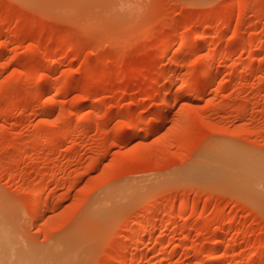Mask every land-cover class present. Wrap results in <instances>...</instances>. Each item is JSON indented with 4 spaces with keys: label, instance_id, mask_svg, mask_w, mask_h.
Masks as SVG:
<instances>
[{
    "label": "rangeland",
    "instance_id": "374dc122",
    "mask_svg": "<svg viewBox=\"0 0 264 264\" xmlns=\"http://www.w3.org/2000/svg\"><path fill=\"white\" fill-rule=\"evenodd\" d=\"M76 1L0 0V220L19 248L264 264V0Z\"/></svg>",
    "mask_w": 264,
    "mask_h": 264
},
{
    "label": "bare ground",
    "instance_id": "6f19581e",
    "mask_svg": "<svg viewBox=\"0 0 264 264\" xmlns=\"http://www.w3.org/2000/svg\"><path fill=\"white\" fill-rule=\"evenodd\" d=\"M97 1V0H96ZM105 1V0H104ZM103 1V2H104ZM115 1V0H114ZM118 0H116V2H117ZM126 1V4H128L127 3V1L128 0H124V2ZM76 2H78V0L76 1ZM81 2V1H80ZM79 2V3H80ZM99 2V1H98ZM106 2V1H105ZM115 2V3H116ZM123 1H119V3H120V5L118 6V4L116 3V5L118 6V8L119 9H121V7H126V4L124 3ZM102 3V2H101ZM108 4L109 3H111V6L113 7V8H115V9H117L116 7L117 6H113L112 4H114L115 5V3H112V2H107ZM104 4V3H103ZM124 4V5H123ZM105 5H107V4H105ZM110 5V4H109ZM109 5L108 6H104V7H106V9H109ZM103 6V5H102ZM112 7H110V8H112ZM127 7H128V5H127ZM117 11V10H116ZM119 11V10H118ZM116 13V12H115ZM114 13V14H115ZM107 14V13H106ZM113 14V15H114ZM112 15V16H113ZM109 16H111L110 14H109ZM108 15H107V17H109ZM110 18V17H109ZM202 36V35H201ZM200 35L198 36L199 37V40L201 39L200 37H201ZM196 40V39H195ZM197 41V40H196ZM168 48V47H167ZM166 48V49H167ZM168 51H169V49H168ZM168 52L166 51L165 52V54H167ZM208 69L209 68H211V66L209 67H207ZM210 70V69H209ZM205 71V70H204ZM207 72L208 73H206V75L204 76V78L206 79L205 81H207V83H213V81L215 80L214 79V77L211 75V73H212V71H208L207 70ZM210 72V73H209ZM176 84H177V80H176V82H175ZM175 83H174V85H175ZM179 83V82H178ZM205 83V82H204ZM207 83H206V85H207ZM180 84V83H179ZM183 85V84H182ZM179 86V85H178ZM177 93V92H176ZM176 93H172L171 95V100H175V99H177V98H179V96L176 94ZM169 101V100H168ZM87 122V124L86 125H88V121H86ZM90 122V124H91V121H89ZM134 131V130H133ZM133 131H131L130 132V135H131V133H133ZM240 162H242V161H240ZM244 162V161H243ZM246 162H248V161H246ZM247 165H250V164H247ZM263 176H264V173L262 174ZM254 186H257V184H255ZM253 186V187H254ZM250 189H248V186H245L244 187V190L245 191H249V193L250 192H252L253 194H254V191H253V189L251 188V187H249ZM255 188V187H254ZM258 189V188H257ZM259 191H257V190H255V191H257L259 194H261L263 197H264V189L262 188V189H258ZM38 193L39 191H34V194L35 193ZM248 193V194H249ZM39 194V193H38ZM38 194H35V196L36 197H38L37 195ZM253 194H252V197H253ZM261 196V197H262ZM40 201H41V199H39ZM38 200V201H39ZM42 202V201H41ZM41 202H39L38 203V205L40 204V205H42L41 204ZM36 203H37V200H36ZM181 203V202H180ZM184 203V202H183ZM181 204V211H179V212H182V210L184 209V211H185V204ZM1 204H2V202H1ZM35 205V204H34ZM39 205V206H40ZM184 205V206H183ZM2 206H3V204H2ZM37 206V205H36ZM38 206V207H39ZM5 207H6V205H5ZM38 207H36V209H35V211H38L39 210V208ZM110 207V205H107L106 203L104 204V203H99V204H97V205H95L94 207H92V209L90 210V213H88L87 215H86V217L87 216H89L90 218V220H88L87 222L86 221H83V222H81V225H80V227L77 225L78 223H76L75 224V226H73V230H75V228L78 226L79 228L77 229L78 231L76 232L77 234V236L79 237V239L80 240H78V241H81V242H83V237H84V239H85V241H86V238H88V235H87V231H89L88 229V226H90L91 227V230L92 231H90V234L92 233L93 235H91V236H93V237H98L101 233H102V231H103V229L105 228V223L107 222V219H109L111 216H112V211H111V209L109 208ZM1 208L3 209V207H0V211H1ZM38 208V209H37ZM6 210H7V208H6ZM3 211H5L4 209H3ZM2 211V212H3ZM169 211V210H168ZM5 213V212H4ZM9 213H12V212H9ZM168 213V212H167ZM0 215H2L1 213H0ZM15 216H16V214H14ZM13 215V216H14ZM3 216V215H2ZM1 216V217H2ZM12 215L10 216V217H13ZM14 216V217H15ZM6 217H8V215H6ZM3 218H4V216H3ZM9 218V217H8ZM17 218V217H16ZM15 218V219H16ZM19 218V217H18ZM88 218V217H87ZM86 218V219H87ZM5 220V219H4ZM12 220V219H11ZM10 220V221H11ZM7 221V220H6ZM15 221V220H14ZM18 221H20V219L19 220H17V222ZM82 221V220H81ZM15 223V222H14ZM19 224L21 223V222H18ZM18 223H15V225L16 224H18ZM141 225V224H140ZM75 227V228H74ZM72 228V227H71ZM152 228H154V227H152ZM70 230V229H69ZM72 231V229L70 230V232ZM18 229L14 226V225H11V224H8L7 222H4L3 220H2V222H1V220H0V264H39V262L37 261V259H35V257H33V254H32V256H31V254H30V250L29 251H27L28 249H25V248H27V247H24L23 245V248L22 249H20L19 248V246L20 245H18L19 244V241H20V238H19V236L21 235H19L18 236ZM70 232H67L68 234L70 233ZM67 234V235H68ZM71 236H73L74 237V235H71ZM87 236V237H86ZM78 237H76V239L78 238ZM90 237V236H89ZM66 238V237H65ZM67 238H69L68 236H67ZM91 238V237H90ZM73 240V242L72 243H74V241H76L75 239H72ZM88 240H90V239H88ZM65 242L67 241V240H64ZM21 242H22V240H21ZM87 242V241H86ZM69 243H71V242H69ZM72 243H71V247H72ZM76 244H78V242H75ZM84 244H85V242H83ZM21 244V243H20ZM66 245H67V243H65ZM81 243H79V245H80ZM74 245V244H73ZM83 245V244H82ZM69 246V245H68ZM69 246V247H70ZM75 246V245H74ZM78 246V245H77ZM70 247V248H71ZM79 248H81V245H80V247H78V248H75V247H73V249H77V250H72L73 252H75V253H72L71 255H73V254H75V256H77L78 255V253H77V251H78V249ZM66 250H69L68 248L66 249L65 248V251ZM71 250V249H70ZM80 250V249H79ZM68 252H70L71 253V251H66V253H67V255L69 254ZM196 253H199V255H201L200 254V252H196ZM70 255V254H69ZM198 255V254H197ZM75 256H71L72 258H74L75 260H76V258H75ZM110 256V255H109ZM109 256H108V261L110 262V260H111V258H109ZM201 256H203V257H205L206 256V254L205 255H201ZM67 258H69V256L67 257ZM67 258H64V260L62 259V261H66L65 259H67ZM74 259H70L69 258V260H68V263H66V264H70L69 263V261L70 260H73L74 262H75V260ZM110 259V260H109ZM262 259V258H261ZM107 261V262H108ZM113 261V260H112ZM64 262H61V263H64ZM77 262V261H76ZM108 262V263H109ZM59 263V262H58ZM57 263V264H58ZM64 263V264H65ZM72 263V262H71ZM106 263V262H105ZM132 263V262H131ZM133 264V263H132Z\"/></svg>",
    "mask_w": 264,
    "mask_h": 264
}]
</instances>
